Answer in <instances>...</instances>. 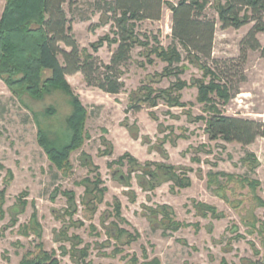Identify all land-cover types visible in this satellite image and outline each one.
<instances>
[{"label":"rangeland","instance_id":"rangeland-1","mask_svg":"<svg viewBox=\"0 0 264 264\" xmlns=\"http://www.w3.org/2000/svg\"><path fill=\"white\" fill-rule=\"evenodd\" d=\"M110 1L68 0L64 5L81 49L99 58L102 73L118 47L114 42L118 39L115 15L107 6ZM178 1L165 0L161 19L136 22L140 40L149 44L136 43L128 59L117 66L124 84L120 93L88 84L81 72L67 76L88 109L87 138L71 153L72 170L67 176L39 145L34 113L51 138L66 141L71 133L66 122L72 110L70 98L57 90L40 101L27 96L20 100L0 78V164L4 166L0 168V191L6 189L5 214L0 217V264H19L22 256L40 243L61 264H81L75 250L84 248L88 249L87 264H146L155 258L160 264H223L222 260L249 264L248 260L264 259V235L257 230L251 233L244 219L253 212L258 219L255 228L264 230V206L254 200L257 195L264 201V137L245 145L210 139L206 132L207 120L218 112L264 121V56L249 49L245 57L241 47L254 22L223 28L217 6L225 0H208L205 14L216 21L212 59L218 60L221 69L228 68L231 94L225 102L214 93L212 108L199 100L198 86L193 83L208 84L215 78V65L212 59L191 61L188 51L174 39L171 8ZM5 2L0 0V17ZM257 37L264 45V31ZM101 38L105 41L95 51L93 45ZM157 44L166 49L176 47L181 61L170 65L150 53ZM201 63L207 67L202 68ZM215 79L226 85L224 80ZM178 80L186 83L178 93L184 107H172L160 97L159 104L151 107L143 97L146 86L159 93ZM49 107L54 111L47 115ZM106 150L112 153L108 155ZM124 154L142 164L172 165L174 173L189 178L190 185L181 189L173 179L164 178L154 190L146 191L138 180L142 173L131 172L128 159L123 165L110 164ZM8 170L14 177L6 185ZM96 178L101 181L99 188L106 189L102 201L90 200L93 195L84 182ZM245 178L259 183L256 193ZM70 191L75 194V213L65 195ZM85 199L90 204L93 201L96 209L83 202ZM116 199L125 222H119L115 215ZM19 200L27 202L23 211L17 207ZM198 203L215 207L216 214L206 211L203 216ZM162 206L168 207L165 212L169 216L164 217ZM15 211L19 212L13 225L11 212ZM34 213L39 228L32 222ZM166 218L188 225L175 231ZM114 223L137 239L126 243L125 236L120 240L112 237L107 228Z\"/></svg>","mask_w":264,"mask_h":264},{"label":"trees","instance_id":"trees-1","mask_svg":"<svg viewBox=\"0 0 264 264\" xmlns=\"http://www.w3.org/2000/svg\"><path fill=\"white\" fill-rule=\"evenodd\" d=\"M68 0H6L3 12L0 17V78L10 87L14 95L23 100L25 96L33 100H43L51 95L54 91L60 90L70 98L72 110L67 117V126L71 133L65 141L59 137L51 138L42 128L38 120V114L34 113L38 128V143L44 149L49 160L54 164L63 175L67 176L72 170L70 161L71 153L78 149L87 138L86 120L88 118V109L82 103L80 97L75 94L70 83L67 80L68 75L78 72L84 74L88 84L96 85L102 90L118 94L121 92L124 84L120 81L119 70L117 66L126 61L129 53L136 43L148 45L149 42L143 43L139 34L136 32V22L142 20H159L162 16L163 5L165 0H112L107 3L109 11L115 15V21L118 29V39L114 40L118 44L117 50L112 57L111 64L105 65L106 71H100L99 58L92 53H88L81 49L79 42L74 34L71 20L65 10L64 5ZM208 0H179L176 5H172V34L188 51L191 61L202 62V59H212L214 37L216 31V21L209 18L205 14L208 6ZM102 8V7H101ZM217 13L223 28H240L250 21L254 25L241 41L243 55L246 57L249 49L259 50L264 56V45H262L257 34L264 31V0H225V3H219ZM120 14L118 17L117 15ZM154 39L158 42L157 37ZM105 39L101 38L98 44L93 45L95 51L98 45L104 43ZM113 42V41H111ZM150 53H156L158 57L167 61L170 65L181 61V54L176 47L168 49L161 47L159 44L153 45ZM215 78L224 80L225 84L218 83L215 78L211 79L208 84L201 81H194L193 84L198 86L199 100L206 102L213 107V94L223 99L225 102L230 99V88L227 86L229 72L228 68H220L218 60L212 59ZM202 68L207 65L201 63ZM209 69V68H208ZM168 74V73H167ZM166 74V75H167ZM186 83L178 80L172 84L169 89H163L159 93L148 86L143 89L148 90L147 95L143 97L150 101L151 107H156L158 97L166 101L170 106H186L181 101V94H178ZM156 93V96L153 94ZM140 109V106H134ZM54 109L49 107L45 113H53ZM216 112V111H215ZM206 132L210 139L221 138L226 142H239L242 144H250L259 136L264 137V121L228 116L222 113H215L207 120ZM159 151L163 156L167 157L162 147ZM111 150L106 154H111ZM90 157H88L89 159ZM128 159L131 172H141L138 176L140 186L146 191H152L162 184L164 178H171L183 189L190 185L189 178L180 177L174 173V166L165 163L146 162L142 164L136 158L129 154H124L118 161L110 163L124 164V160ZM88 164L98 171V166L94 165L90 160ZM0 168H4L0 164ZM11 170L7 171L6 185L13 180ZM218 182L217 179L212 180ZM242 181V180H240ZM248 184L254 193L258 186L255 180H243ZM87 183V190L91 191L93 200L102 201L105 188H99L100 180L90 181ZM90 186H93L91 188ZM59 188H56L58 191ZM6 189L0 191V217L3 218L5 212L3 203ZM94 192V194H92ZM27 193L24 192L23 196ZM70 201L72 212L77 211L75 204V194L65 192ZM89 199L83 202L92 206L93 210L96 205L90 204ZM254 200L264 206V201L257 195ZM21 211L24 210L26 200H19ZM115 215L119 222H125L122 216L120 201L116 199L114 203ZM168 207L162 206L161 211L164 217L168 213L165 210ZM197 209L204 216L206 211L216 214V208L205 203H198ZM68 211V210H67ZM66 211V212H67ZM19 211L11 212L12 224L17 222L16 216ZM217 215H215L216 217ZM156 217V216H154ZM245 216V224L251 229L250 232H259L264 235V230L255 228V222L258 219L250 213V217ZM37 215L33 214L32 222L37 225ZM167 222L172 224L173 230H179L188 224L174 221L170 218ZM198 227V225H196ZM112 237L121 239L125 236L128 240L126 243L135 241L137 237H133L128 231L119 227L118 224H111L107 228ZM78 245V244H77ZM264 245V238H263ZM77 262L87 264L88 249H76ZM256 253L259 251L256 249ZM249 264H264L263 258L249 261ZM223 264H228L222 260ZM19 264H61L55 254L46 251L43 245L36 244L33 250H28L23 256ZM146 264H160L158 259H153Z\"/></svg>","mask_w":264,"mask_h":264},{"label":"crops","instance_id":"crops-1","mask_svg":"<svg viewBox=\"0 0 264 264\" xmlns=\"http://www.w3.org/2000/svg\"><path fill=\"white\" fill-rule=\"evenodd\" d=\"M3 12V11H2Z\"/></svg>","mask_w":264,"mask_h":264}]
</instances>
